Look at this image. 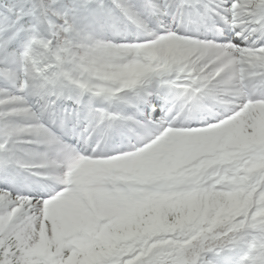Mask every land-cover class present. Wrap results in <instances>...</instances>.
<instances>
[{
  "label": "snow or ice",
  "instance_id": "snow-or-ice-1",
  "mask_svg": "<svg viewBox=\"0 0 264 264\" xmlns=\"http://www.w3.org/2000/svg\"><path fill=\"white\" fill-rule=\"evenodd\" d=\"M0 264H264V0H0Z\"/></svg>",
  "mask_w": 264,
  "mask_h": 264
}]
</instances>
